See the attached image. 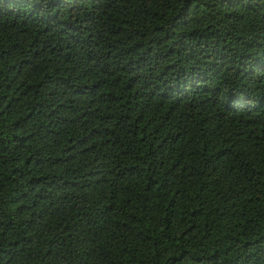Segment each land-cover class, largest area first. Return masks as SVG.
<instances>
[{"label":"trees","instance_id":"trees-1","mask_svg":"<svg viewBox=\"0 0 264 264\" xmlns=\"http://www.w3.org/2000/svg\"><path fill=\"white\" fill-rule=\"evenodd\" d=\"M0 264H264V0H0Z\"/></svg>","mask_w":264,"mask_h":264}]
</instances>
